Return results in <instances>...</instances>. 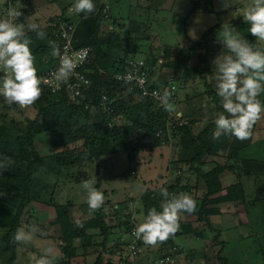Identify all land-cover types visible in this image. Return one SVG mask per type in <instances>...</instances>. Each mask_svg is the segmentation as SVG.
Masks as SVG:
<instances>
[{
    "label": "rangeland",
    "instance_id": "374dc122",
    "mask_svg": "<svg viewBox=\"0 0 264 264\" xmlns=\"http://www.w3.org/2000/svg\"><path fill=\"white\" fill-rule=\"evenodd\" d=\"M0 1L3 2V0ZM21 1H16L19 3L15 2L9 9L8 2L5 0L6 5H2L4 9L0 10V16L7 15L11 9H18L22 12L19 18L21 22L37 23L42 29L53 27L57 15L49 16V20L42 24L32 22L42 21L40 19L25 22L24 7L19 8ZM97 1L103 14L100 35L118 34V39L114 38L118 47L106 45L107 53L121 58L126 55L128 60L144 59L148 54L152 63L156 60V64L151 66L154 77H149V83H152L155 78L164 79V77L175 75L173 86H179V89L176 101L172 103L174 110L171 111L172 115L169 119H175L179 109L186 112L188 118L185 122L194 120V123L190 124L194 136L209 123L214 122L215 116L209 112V108L213 107L214 113L215 106L219 107V112L223 111V108L221 99L216 94V66L213 65V61L218 55L227 54V48L215 39L208 43L205 49L190 52L186 56L187 60L179 66H173L174 61L165 59V49L190 45L209 26L234 24L244 20V12L252 0H232L230 7L224 6V0ZM95 5L97 11L98 6ZM257 41L264 46V41L258 39ZM183 56L184 53H181L179 58ZM165 61L170 62L171 65L166 63L163 67ZM177 62L182 61L178 59L174 64ZM191 67H196L197 72L189 79H183V70L191 69ZM162 89L165 90V88ZM206 89L209 93L213 90L215 95L202 94L201 92ZM258 98L264 103V93H261ZM135 99V101L139 100L137 97ZM37 110L36 103L23 108L13 104L10 108L0 109V121L5 120L16 130L23 132L22 129L34 119ZM167 126L168 140L153 149L142 150L138 160L130 163L129 167L126 156L122 152L110 153L102 158L103 166L100 168L102 178L98 189L104 193L105 203L99 210L105 215V223L109 226V236L103 246L101 244L103 235L94 237V230L89 229L82 239L73 240V248H66L63 251L56 234L58 232L49 227V223L35 219L30 213H25L21 217L20 226L36 223L44 235H37L27 245H19L13 239L16 250L15 263L35 264V259L43 255L46 249L51 248L55 256L54 264H94L100 254L104 264L108 261L111 264H129V261L124 260V257H127V246L130 241L129 229L144 219V214H141L143 213L141 196L145 191L179 183L177 184L179 186L188 185L191 188L190 194L200 203L205 193L204 181L194 170L188 169L187 165L176 162L183 135L177 131L173 132L170 121ZM214 131L215 127L212 133ZM209 140L217 146V149L214 154L206 157L199 167L204 170L219 167L223 186L240 182L246 204L254 199L261 205L264 204V167L258 166L259 162L264 164V118L254 126L253 135L248 140L241 142L230 135L221 136L219 139H213L210 136ZM34 148L38 153L37 162L40 165L37 177L45 178L47 174L54 173L50 170L54 165L51 156L55 151L52 140L43 134L38 135L34 140ZM33 157L29 149L24 151L20 168L15 171L16 175H21L20 170H23ZM244 160L250 161L252 166L244 163ZM132 169L136 170V175L130 172ZM96 172L97 170H93L92 167L90 174L96 177ZM17 180V177L12 179L11 185L14 186ZM33 183L34 181H32L34 199L48 201L53 198L59 203L67 200L74 202L71 215L78 230H80L78 226L80 221L94 216V212H90L85 202L86 197L80 183L58 184L53 192H51L53 188L51 182L45 186L42 183L35 182L36 185ZM224 195L225 190H221L207 198L206 207L217 208L218 214L204 213L201 219H198L196 213L198 208L192 214H181L180 230H188V225L185 224L191 223L194 229L197 228L198 237H193L191 232L187 233L185 244H183L186 246L184 255L178 254L177 245L171 238L170 246L174 251L176 264H264V210L262 211L264 207L260 208L259 203L254 207L249 204L246 207L242 198L235 202L224 201ZM9 196L8 192L0 191V207L13 210L8 202L11 199ZM109 200L111 203L107 202ZM49 215L52 217L54 214L49 211ZM185 236L186 234H181L180 240ZM220 239L225 243L219 242ZM2 244L0 239V247ZM166 251L165 242L156 247H144L137 261L141 264H161L159 259L168 255ZM147 254H152V257L146 259ZM207 256L212 258L206 260ZM218 256L225 257L227 262L224 263V259H219ZM170 257L172 259V255ZM0 264H3L1 258ZM169 264H173L172 261Z\"/></svg>",
    "mask_w": 264,
    "mask_h": 264
},
{
    "label": "trees",
    "instance_id": "16d2710c",
    "mask_svg": "<svg viewBox=\"0 0 264 264\" xmlns=\"http://www.w3.org/2000/svg\"><path fill=\"white\" fill-rule=\"evenodd\" d=\"M93 1L98 6V1ZM59 17L62 21L72 24L69 18L63 15L57 18ZM102 20V9L98 6L96 13L81 15L79 22L75 25L74 46L92 47L89 62L86 66L90 86L84 91L85 98L82 99L81 104L75 105L69 102L67 96L60 93L51 94L47 89H43L41 97L35 102L38 107L37 114L27 124V127L22 129L23 132L16 130L14 126L5 120L0 121V155L11 157L15 161L6 172L0 175V191L8 192L9 198H11L8 202L10 207L13 208V210H10L0 207V239L3 243L0 247V258L3 260V264H16L13 237L16 229L20 227L21 217L25 213H30L35 219L48 223L52 222L49 211L53 212V222L57 225L58 241L61 242L63 251L66 248H73V240L82 239L89 229L94 230V237L99 234L103 235L102 246L109 236V226L105 223V215L100 210L95 211L92 218L80 221V230H78L71 215V207L74 202L67 200L64 203H59L55 202L53 198L45 201L32 197L31 177L35 164L39 160L38 153L34 148L36 136L41 134L47 136L55 146L54 155L51 156L54 165L50 170L56 175L57 181L61 184L80 183L82 180L94 178L97 189L101 185L102 175L100 168L103 166L102 158L104 156L110 153L122 152L125 154L129 166L130 163L138 160L142 150L153 149L168 140L167 125L171 121L169 119L170 112L166 111L164 107H159L156 101L141 98L133 91L130 92L122 81L115 79V74L124 69L128 58L125 57L126 55L121 58L119 56L115 57L112 53H107L105 50L106 45L111 44L118 47L114 40V38L118 39V34L101 36L99 32ZM222 25L209 26L197 40L186 47H169L165 49V59L168 58L174 62L180 59L182 62H177L176 64L173 62V66L182 65L187 60L186 56L190 52L205 49L208 43L217 39ZM231 25L241 35L244 34V38L250 44H255L257 47L264 49V46L257 41V38L248 33L249 25L245 20L237 21ZM54 29V27L43 29L46 33L44 39H39L33 32H26L27 37L32 41L30 48L35 57V67L38 76L52 66L55 61L54 56L51 55L52 49L49 46V41H55L59 45L60 40L54 37ZM181 53H184L183 58H179ZM199 56L202 57L200 54ZM144 60L148 67V77H154L151 66L156 64V60L152 63L148 54L145 55ZM166 63L165 61L162 66L164 67ZM167 64L171 65L170 62ZM196 72V67L185 68L182 78L189 79ZM174 79L175 75L164 77V79L155 78L151 85L166 88L169 85H174ZM178 89L179 86H175L176 96ZM201 93L215 95L213 90H210L209 93L208 89ZM197 94L200 95L199 92ZM102 95H105L108 101H111H109L111 112L100 106ZM135 97L139 100L135 101ZM218 102L217 100L216 103L218 104ZM87 103L89 107L85 108L84 106ZM12 105L6 103L3 97L0 109H7ZM218 108V106H215V113L219 112ZM209 109V112H212L215 116L213 107ZM192 123H194V120L171 127L173 132L177 131L183 135L178 148L179 155L176 162L181 165H187L188 169L194 170L205 184L204 197H202L200 203L196 201L198 219H201L204 213L216 214L219 212L217 208L206 207V204H208L207 198L216 195L221 190H225L224 201L235 202L242 198L246 207L248 204L251 207L256 206L259 203L256 199L248 201L246 204L247 201L244 198L243 189L239 181V183H230L227 186H223L219 167H212L209 170L199 167L203 160L214 154L217 149V146L209 140L215 123H209L196 136L192 134L190 128ZM160 131L161 134H159ZM27 149L30 150L34 157L26 164L23 170H20L21 175L19 174L20 176H18L15 171L20 168L23 153ZM244 163L250 164V161L244 160ZM250 165L252 166V164ZM258 166L262 168L264 164L259 162ZM92 167L93 170H97L96 177L90 174ZM253 169L255 168L253 167ZM16 177L18 178L17 183L12 186L11 180ZM177 184L163 188L175 193L180 191L191 193V188L188 185L179 186ZM160 189L145 191L142 194L141 201L144 216L147 215V211L152 207H156L159 210V204L162 199L159 194ZM262 206L264 207V204L262 203L261 205L259 203V207L262 208ZM127 222L129 223L128 220ZM185 225H188V230H179L177 234L196 233V229L191 224L187 223ZM219 242L225 243V241ZM143 244L139 242L140 247ZM170 244H172L171 238L165 242L166 254L173 255L174 251ZM100 255L96 258L94 264H104L100 259ZM218 258L224 259V263L227 262L225 257L218 256ZM106 264L111 263L108 261Z\"/></svg>",
    "mask_w": 264,
    "mask_h": 264
},
{
    "label": "clouds",
    "instance_id": "9594fccd",
    "mask_svg": "<svg viewBox=\"0 0 264 264\" xmlns=\"http://www.w3.org/2000/svg\"><path fill=\"white\" fill-rule=\"evenodd\" d=\"M232 0H224V6L230 7ZM75 13L91 14L96 11L93 0H73ZM22 12L11 9L7 15L0 16V96L6 103L20 107H29L41 97L43 81L35 67V57L31 51L32 41L26 30L33 32L39 39L46 33L37 23L25 24L19 18ZM248 23V33L264 41V0H252L244 12ZM218 41L226 47L227 54L218 55L213 61L216 66V94L220 97L223 111L215 113V131L213 139L230 135L238 141L252 137L254 126L264 118V103L258 98L264 93V49L250 44L231 24H223L217 35ZM51 55L60 58V66L50 74L57 87L66 84L74 74L76 64L67 52L61 53L55 41H49ZM166 111H173L170 93H154ZM15 161L0 155V175L6 172ZM90 212L103 207L105 196L96 188L95 179L80 182ZM161 201L159 210L152 207L143 221L134 228V235L145 245L156 247L164 243L180 230L182 213L191 214L197 210V202L190 193H170L166 188L159 192ZM79 226V225H78ZM37 235H44L36 224H22L16 229L14 240L19 245H27ZM53 249H46L44 254L35 259V264H54Z\"/></svg>",
    "mask_w": 264,
    "mask_h": 264
},
{
    "label": "built area",
    "instance_id": "2783aa9c",
    "mask_svg": "<svg viewBox=\"0 0 264 264\" xmlns=\"http://www.w3.org/2000/svg\"><path fill=\"white\" fill-rule=\"evenodd\" d=\"M16 1L20 0H7L8 8H12V5ZM21 8V6H19ZM53 27L55 28L53 35L55 38L59 39V47L61 53L67 52L72 56L73 62L76 64L74 69V74L69 78L66 84H61L57 87L56 82L51 79L50 74L54 72L60 66V58L54 57L55 61L52 66L48 67L39 77L42 78V89H47L51 94H63L67 96L70 103L75 105L81 104L82 99L85 98L84 91L88 89L90 86V80L87 76L88 69L86 66L88 65L89 58L91 55L92 47L90 46H74V31L75 25L68 23L66 21H62L60 18H57L54 22ZM3 69H0V78L3 77ZM115 79L118 81H122L131 92L133 91L135 94L139 95L141 98L152 99L156 101L159 107H162L159 99L154 93L162 94L164 90L162 88L152 86L149 83L148 77V67L145 63L144 59L133 60L130 59L127 61L124 69L115 74ZM170 93V101L171 103L176 101V92L175 87L173 85H169L165 88ZM3 97L0 96V105L2 103ZM110 101V100H109ZM108 101L105 95H102L100 106L108 112H111L110 102ZM89 104H85V108H88ZM172 113H169V116ZM176 118L171 120V126L180 125L184 123L181 119L180 115H175ZM161 134V131L159 132ZM134 173L133 171L131 172ZM170 193H175L173 191H169ZM179 193V192H177ZM137 225H133L129 229L130 241L127 246V257H124L129 264H141L137 261L139 257V253L141 252V247L139 242L143 243L141 240L137 239L134 235V228ZM171 262L170 255H165V257L159 259V263L161 264H169Z\"/></svg>",
    "mask_w": 264,
    "mask_h": 264
},
{
    "label": "crops",
    "instance_id": "0c3cea01",
    "mask_svg": "<svg viewBox=\"0 0 264 264\" xmlns=\"http://www.w3.org/2000/svg\"><path fill=\"white\" fill-rule=\"evenodd\" d=\"M18 3L19 2H16V4H18ZM4 4H5V0H3V2L0 1V10L4 9V7H2V5H4ZM72 4H73V0H22L20 2L19 6L24 7L23 10H25V11L23 12V14L25 17V22L26 21L28 22L30 20L40 19L42 21H32V22H38V23L42 24V23H45L46 21L49 20V18H50L49 16L53 17V16L57 15V17H58L60 15H63L65 17L69 18L70 22H72L73 25H76L79 22L81 15H83L85 13H80V14L75 13L72 9ZM85 15H90V14H85ZM176 113L180 114V117L184 122H185L186 118H188V116L186 115V112H184L181 109H179L178 112H176ZM39 167H40V165L38 163H36L35 169L32 172V181H34L33 184L36 185L35 182H37L39 184L42 183L45 186L47 184L49 185L51 182V183H53V188H52L51 192H53L54 187L58 184H61V183L59 181H57V177H56V175H54V173L47 174V176H45V178H41L40 176L37 177V171L39 170ZM131 171L134 172V175L137 174L136 170L132 169V170H130V172ZM47 180H50V181H47ZM107 202L111 203V200H109ZM129 212H130V210H129ZM130 214H132V213H130ZM141 214L143 215V213H141ZM216 214H218V213H216ZM186 215H189V214L186 213ZM53 216L52 217L50 216L52 218V222H48L50 224L49 227H52V229H54V230H56V232H58V228L56 227L57 225L55 224V222H53ZM189 224H191V223H189ZM219 230H221V229H219ZM197 232L198 231L196 228V233L192 234V236L194 235L193 237H195V238L198 237V235H196ZM56 234L59 235V233H56ZM179 237H181V234L176 233L175 236L173 237V239L177 245V249L179 250L178 254L180 253L179 255H181V254L184 255V253H186L185 252L186 249H184V247H186V246H183V244H185V239L187 237V234H186L185 238H183L184 237L183 236L181 240ZM197 240H198V238H197ZM220 241H221V239H220ZM144 247H147V245L143 244L142 248H144ZM142 248H141V251H142ZM151 257H152V254H147L146 259H150ZM210 258H212V257H209V256L205 257L206 260H210ZM198 260H201V259H198ZM171 261L173 264H176L175 254L172 255Z\"/></svg>",
    "mask_w": 264,
    "mask_h": 264
}]
</instances>
